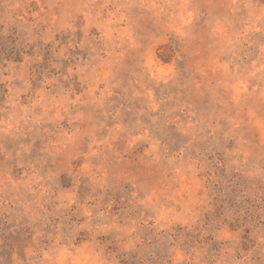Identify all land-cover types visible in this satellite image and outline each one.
<instances>
[{
	"label": "rangeland",
	"instance_id": "1",
	"mask_svg": "<svg viewBox=\"0 0 264 264\" xmlns=\"http://www.w3.org/2000/svg\"><path fill=\"white\" fill-rule=\"evenodd\" d=\"M0 264H264V0H0Z\"/></svg>",
	"mask_w": 264,
	"mask_h": 264
}]
</instances>
